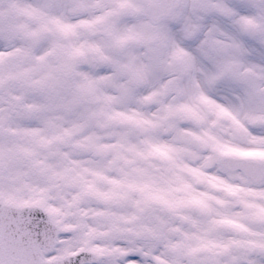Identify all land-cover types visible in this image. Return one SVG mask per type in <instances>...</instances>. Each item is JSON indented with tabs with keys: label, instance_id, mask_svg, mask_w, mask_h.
<instances>
[{
	"label": "snow or ice",
	"instance_id": "6c2138e0",
	"mask_svg": "<svg viewBox=\"0 0 264 264\" xmlns=\"http://www.w3.org/2000/svg\"><path fill=\"white\" fill-rule=\"evenodd\" d=\"M0 264H264V0H0Z\"/></svg>",
	"mask_w": 264,
	"mask_h": 264
}]
</instances>
